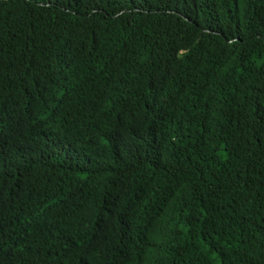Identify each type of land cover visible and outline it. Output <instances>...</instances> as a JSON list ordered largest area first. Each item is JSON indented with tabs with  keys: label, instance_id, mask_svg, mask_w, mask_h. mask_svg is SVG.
<instances>
[{
	"label": "trees",
	"instance_id": "trees-1",
	"mask_svg": "<svg viewBox=\"0 0 264 264\" xmlns=\"http://www.w3.org/2000/svg\"><path fill=\"white\" fill-rule=\"evenodd\" d=\"M0 264H264V0H0Z\"/></svg>",
	"mask_w": 264,
	"mask_h": 264
}]
</instances>
